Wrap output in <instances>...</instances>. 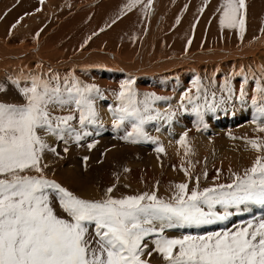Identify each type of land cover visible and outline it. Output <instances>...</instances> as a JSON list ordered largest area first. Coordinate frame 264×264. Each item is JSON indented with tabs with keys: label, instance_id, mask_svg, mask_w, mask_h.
Masks as SVG:
<instances>
[{
	"label": "snow or ice",
	"instance_id": "6c2138e0",
	"mask_svg": "<svg viewBox=\"0 0 264 264\" xmlns=\"http://www.w3.org/2000/svg\"><path fill=\"white\" fill-rule=\"evenodd\" d=\"M142 3L128 0L122 11ZM151 4L152 0H147L144 5L149 14ZM246 8V0H223L221 28L237 29L242 34ZM257 71L250 122L257 133H264V67ZM49 73H21L0 80V93L10 84L23 97L22 103L0 100V264H151L154 253L164 264H264V217H253L224 231L167 235L170 229H198L226 221L236 213L247 212L249 205L264 206V136L244 138L257 155L243 175L232 173L230 184L200 189L199 177H191L182 169L196 180V187L190 189L189 183L172 185V195L167 199L156 189L115 197V186L107 188L99 200L84 199L45 176L48 165L43 163L44 153H56V148L40 132L65 144H79L92 135L85 130L86 125L103 128L96 107L103 93L95 84H84L74 76L61 79L51 69ZM248 80L245 76L235 96L242 104ZM194 86L196 95L190 90L181 94L179 109L187 111V105H192L200 123L205 110L215 112L234 98L229 80L221 85L225 96L216 99L212 93L209 99L205 91L203 103H197L202 88L199 79ZM114 95L116 106H110L113 130L124 129L126 124L131 127L119 138L131 144L151 142L157 145V153H163V145L145 131V125L160 120L171 124L177 111L171 105L164 112L154 107L170 98L140 94L131 79L121 83ZM53 109L71 111L56 115ZM76 113L79 128L72 123ZM187 137L184 132L177 141L185 146V155L190 151ZM94 147L95 143L88 144L90 150ZM204 175L206 178L207 173ZM54 201L65 216L57 213ZM90 225H94L91 230Z\"/></svg>",
	"mask_w": 264,
	"mask_h": 264
},
{
	"label": "rangeland",
	"instance_id": "374dc122",
	"mask_svg": "<svg viewBox=\"0 0 264 264\" xmlns=\"http://www.w3.org/2000/svg\"><path fill=\"white\" fill-rule=\"evenodd\" d=\"M25 1H31V5L33 2V6L30 7V9L25 8L23 10V14L15 19L13 24L10 25L6 32L3 34V37L2 35L0 36V57H4V55L7 54H12L14 56L9 57L8 61H3L4 63L0 61L2 66L0 67V80H6L8 75L18 76L21 73L25 75L46 73L51 75V73H49V69H51L52 72L58 74L61 79H63L64 77L74 76L84 84H95L101 89L103 93V98H98L96 100V107L99 113L98 123L102 124L103 128L101 129L98 126L86 125L85 130L91 132L92 135L80 141L79 144L71 141H69L68 144H65L64 141L57 140L54 136H46L42 131L40 132V135L44 136L45 140L47 139V143L51 147L56 148V153H53L51 151H45L44 153L43 163L48 165V167L44 170V174L48 179L55 180L57 183L67 188L77 196L89 200H99L103 198L105 190L113 186L115 187L112 195L115 197H120L121 195H135L142 192H151L152 190L156 189L159 196L167 199L172 195V185L179 183H189L190 189L196 187V180L190 179L189 176H186L184 170L182 169H187L191 177L198 176L199 187L200 189H203L206 187H214L218 184H230L234 179L232 173L243 175L244 170L251 167L257 153L251 150L246 145L244 138L264 136V133H257L255 131V125L250 122L253 115V108L251 106V97L253 95L252 90H254L255 88V81L253 77L259 76V72L257 71V69L264 67V51L262 52V50L264 49V42H261L264 38V31H262V29H264V6L254 9L253 13L256 15L255 21H257L256 23L258 24V28L256 30L253 29L249 33V30H247V26H249V22L247 23L248 11H246L245 30L241 34L237 29H234L236 33L238 32L235 35L238 41L236 45H229V47L226 46V42H233L230 39L226 40V38L228 37L227 36L220 39L223 40L222 42H220L222 43V47L212 48L203 46L200 49H189L188 51L182 53L183 55L178 54L179 56L176 54L166 56L163 55L162 52L159 57H156L155 59H153V57H151L153 55L150 54L151 56L149 55V57L152 59L149 58V62H151V64H155L156 62L160 63L164 61H170L169 59H174V56H176L177 58L181 56L185 57V59L186 57L188 58L185 62H183L184 65L182 64L181 66V71L183 69L184 73L182 79L180 78L181 76H179V73L176 74V72L170 75H166V73H163V75H165V78L161 80L162 82H156L153 80V77L155 74H158L157 71L155 74L153 73L150 75L149 70V73L145 74L141 73L140 70L136 73H133L131 70L126 72V70L122 69H111V67L107 65H105L106 67H104V60L102 61V59H99V57L95 58L94 56H91L97 54L103 56V54L108 52H106V49L102 51L100 48H96V50L95 48L94 50H89L86 47L81 46V48H79L78 50L76 49L75 51L70 53L66 57V59H59L55 61H50L49 59L47 60L42 56L41 52L43 51L42 48L44 47V45L51 41L55 35H58V32L61 29L64 30L63 27L66 25V23L72 25L74 23V28H72L76 29V31L82 29L86 23L90 22L89 17L92 13L95 12L94 8L102 2H107V0H67L66 5L64 4L65 0H52L51 4H48V0H12L10 2L9 0H4V3L7 2V8H4V12L0 16V24L8 19V15L10 14V12L20 7V5H22ZM144 1L145 0H143V3L141 5H137L135 9L133 8L131 11H122L125 5L120 6L119 10H121V13H114L115 16H117L116 18L121 19L124 15H127V13L128 15H132V12H134V14H140L141 8H143L147 3V1ZM177 1L178 0H164V2L161 4L159 14H154L155 12L152 9L154 0H152V4L150 6V14L148 13L147 9H145L142 14V19L144 20L145 25L143 27L144 29L141 28L143 32L140 35L139 39L136 38V40L138 39V41H136L138 43L137 48L138 46H140L141 40L145 36L151 37V43L154 44L156 42V44L162 45V35H168L169 33H172L176 28L178 29L179 24L184 18L189 15V12L191 14V17H189V19H191V25L189 29H186L187 33H184V35L186 36H184V42L186 44V39L188 38V41L190 40L192 42V39L194 38L193 35L201 22L203 14L208 13L211 10L213 12H210L211 14L208 15L213 16L214 14L212 13H215L214 10L217 11V9L209 8L211 6H214L215 3H212L213 0H199L195 6H192L191 10H189L188 8V2H190V0H183L185 5L184 11L183 9L181 10V8H178L176 10L174 5ZM216 1L218 2V0ZM125 2H127V0ZM251 2L257 3L258 0H246V5L249 7V3ZM76 3H78V5ZM46 5L47 7L44 8ZM48 6L53 8L51 13L47 12V9L49 8ZM138 6L139 8L137 9ZM247 8L246 10H248ZM201 9H203V11H201ZM172 11L173 15H171ZM122 13L124 14L122 15ZM168 17L169 19L171 18L170 20L174 19L175 21L174 24L172 23L173 26L170 29L166 30L164 24L166 22V25L171 23V21L169 23ZM213 18L214 16L211 19ZM256 18L258 20H256ZM209 21L204 25V27L206 26L208 29H210V27L213 25L212 23L208 24ZM113 25L114 24H108L107 26L100 28L101 30H96L93 34V37L90 36V38H88V40L86 39V41L84 40V42L94 40L99 35L106 33L113 27ZM215 25L216 27H220L219 22H217ZM147 28H149L151 31ZM152 31L154 32V35L150 34V32ZM70 36L71 34L69 35V37ZM204 36L205 37L203 38V40L205 39L204 43H206L208 38L206 35ZM247 36L251 38L247 39ZM235 37H233L234 42L236 40ZM61 43L57 44V46L55 47L56 50L58 49V46H61ZM120 44L121 43H118L117 45L122 46ZM248 44H252V47L251 45L248 46ZM2 46H4L5 48ZM8 46L10 49L8 48ZM244 46L253 48H249L252 53L246 49V51L250 52V56L245 51V53L240 54V58L239 56H233V58L230 57L231 59L228 57L229 60H227L226 58L221 59L222 62H220V60H209L206 57H203V54L205 53L217 51L219 52V50L220 52H236L238 50L244 49ZM187 47L190 46L187 45ZM49 48H51V46H49ZM137 48L132 59L133 61L137 60L139 57V54H137ZM254 49H256L257 51ZM253 52H256V54H254ZM80 53L86 54L89 58H86L85 60L80 62H74V57L76 55L78 56V54ZM108 54L116 56L117 59L120 58V56L116 55V53ZM190 55H195L194 59L192 57H188ZM255 55L258 56V59ZM245 56L248 59H246ZM251 56L252 58H250ZM236 57H238V59L246 60H243L241 62V66L239 65L232 67L233 69L229 67H226L227 69H221L219 66H216L215 69L211 70L205 69L206 67H211L205 66L208 63H223V61L225 60L224 62L227 61L229 64V61H231L232 59H237ZM253 58L255 59L253 60ZM118 60V62L122 60L121 63L123 62V64L124 62H127V60L125 59ZM183 66L188 67L184 68ZM109 74H112L113 77ZM115 75L122 77L123 81H121L119 78L114 77ZM245 76H249V80L248 84L246 85V101L242 104L240 101L235 99V96L239 95L238 91H240V85L243 82ZM129 79L134 81V87L140 94L154 93L157 96L168 98L175 94L176 88L180 87H185L184 92L190 90V94L195 96L196 88L194 86V81L199 79L202 88L200 93L201 99L197 101V103H203L205 91H207L209 99H212V93H215L216 99L225 96L226 93L221 91V85H224L225 81L229 80L234 93V98L232 101L226 102L222 108L216 109L215 112H209L205 110L203 113V123H200L197 115L191 111L192 105H187V111L180 110L179 104L173 107L171 106L172 109L177 111V115L171 122V124L166 123L164 120H160L152 121L145 125V131L150 136L157 138L159 143L162 144L165 149L163 153H157L155 151L157 145L151 142L131 144L119 138L125 134V131H131L130 125L126 124L124 129L113 130V117L110 111V106H116L114 93L119 91L121 83ZM23 85L24 81H21V86ZM140 98H142V96ZM0 100L9 103H22L23 97L20 96L17 90L9 84L7 91L5 93H0ZM157 103L154 105V107L156 109H159L161 112H164V110L168 109V107L167 109H161L157 105ZM70 111V109H53V112L56 115H67ZM75 115L77 119L73 120L72 123L74 127L79 128V113H76ZM106 116L110 117L109 122L106 121ZM205 125L207 127H205ZM157 128H159V131H157ZM181 131L183 133H188L187 145L190 148V151L187 155H185V146L177 143L180 135L182 134ZM201 135L204 137H207L208 135L209 138L207 143H203V141H205L206 139L204 140V137H202ZM233 137H235V139ZM89 143H95V147L91 150L88 148ZM65 147L68 148L67 152L64 151ZM84 157H87L88 159L85 160ZM125 169H128L129 171L126 172ZM150 169L154 171H151ZM217 170H219V175ZM204 173H207L206 178ZM54 207L56 208L59 215H66L59 208L58 202L54 201ZM248 208L249 210L247 212L242 211L236 213L226 221H218L211 225L201 226L198 229H170L167 230V235L171 234L170 236H180L187 233L206 234L207 232L224 231L233 228L235 225L242 223L243 221L252 219L253 216L256 218L264 217V206L249 205ZM217 210L219 211V206H217ZM89 227L91 230L94 225H90ZM150 261L151 264H164L163 259L155 253L150 258Z\"/></svg>",
	"mask_w": 264,
	"mask_h": 264
},
{
	"label": "bare ground",
	"instance_id": "6f19581e",
	"mask_svg": "<svg viewBox=\"0 0 264 264\" xmlns=\"http://www.w3.org/2000/svg\"><path fill=\"white\" fill-rule=\"evenodd\" d=\"M12 1V0H9V2ZM21 1V0H20ZM35 1H38V0H35ZM46 1V0H45ZM48 4H51V1L52 0H48ZM84 1V0H83ZM126 0H107V2H102L101 4H99L98 6H96L94 9H95V12L92 13L89 17L90 19V22L88 23H84L85 26L80 29V30H77L76 29H73V25L72 24H69V23H66V25L63 27L64 30H60L58 32V35H55L54 38L49 41L46 45H44V47L42 48V56L45 57L47 60L49 59L50 61H55V60H59V59H66V57L72 53L73 51H75L76 49L78 50L79 48H81V46L83 47H86L87 49H93L95 48H100L101 51L102 50H105L106 49V52L105 54H103V56H100V55H91V56H94L95 58L99 57V59H102L103 63H104V67H106L105 65L111 67L112 68H116V69H122V70H126V72H128L129 70H131L133 73H136L140 70L141 73H149L150 75L151 74H155L156 71L158 72V74H155L154 77H153V80L154 81H159V82H162L161 80H163L165 78V75H163V73H166V75H170V74H174L176 72V74L179 73V76H181L180 78L182 79L183 76H184V73H183V69L181 71V66L182 64L184 65L183 62L186 61V59H188L186 57H179L177 58L176 56H174L175 58L177 59H169L170 61H164V62H160V63H155V64H151V62H149L150 58L149 55L152 54L153 56V59H155L156 57L158 58L159 55L163 52V55H166V56H169V55H172V54H182L186 51H188L189 49L190 50H195V49H200L201 47H222V42L223 40H220L224 37H227L226 40H232L233 42L229 43V42H226V46L229 47V45H236L238 43L235 35L238 33H236V31L234 29H228V28H221L220 27H216V23L219 22V19H220V11L219 9H221V6L223 4V0H218V2L216 0H213L212 3L214 2V6H211L209 7L210 9H217L214 10L215 13H212L214 14V18L211 19L213 16L211 15H208V14H211L210 12H213L210 10V12L208 13H204L202 18H201V22L200 24L198 25L197 29L195 30V33L193 35V41L191 42L190 40V43L187 40V43L185 44V40H184V33L186 32V29L190 27V20L189 17H191V14L189 12V15L184 18L181 23L179 24L178 26V29L176 28L175 30H173L172 33H169L168 35H162V38H161V44H156V42L153 44L151 43L152 40H151V37L149 36H145L144 38H142L141 40V43H140V46H138L137 48V42L140 35L142 34V29L144 27V20L142 19V14L145 10V7L141 8V13L140 14H134V12H132V15H124L121 19H117L115 16L114 13L118 14L119 12L121 13V10H119L120 6L122 5H126L127 2H125ZM147 0H145L144 2H146ZM171 1V0H170ZM188 1V0H187ZM199 0H190L189 3V10H191L192 6H195L196 3H198ZM201 1V0H200ZM31 1H25L22 5H20V7L14 9L12 12H10V14L8 15V19L6 21H4L2 24H0V36L2 35L3 37V34L6 32V30L9 28L10 25L13 24V22L15 21V19L19 16H21L23 14V10L25 8H29L33 6V2H32V5L30 4ZM55 2V1H54ZM82 2V1H81ZM80 2V3H81ZM164 2V0H154V4H153V11L155 12L154 14H159V11L161 9V4ZM6 3H4V0H0V16L3 14L4 12V8L6 9ZM47 3V2H46ZM56 3V2H55ZM54 3V4H55ZM67 3V0H65L64 4L66 5ZM175 3V2H174ZM202 3V2H201ZM63 4V5H64ZM78 5V3H76ZM82 4V3H81ZM83 4H86V3H83ZM147 4V3H146ZM169 4V3H168ZM62 5V7H63ZM88 5V4H87ZM141 5V4H140ZM167 5V4H165ZM205 5V4H204ZM211 5V4H210ZM81 6V5H80ZM85 6V5H84ZM175 8L176 10L178 8H181V10L183 9V11L185 10V5H184V1L183 0H178L176 3H175ZM264 6V0H258L257 3L255 2H251L249 3V7L247 8L248 10V16H247V23L249 22V26H247V30L248 33L251 32L253 29L256 30L258 28V24L256 23L257 21H255V14L253 13L254 12V9L256 8H261ZM47 5L44 7L46 8ZM49 8L47 9V12H52L53 8L48 6ZM58 7V6H57ZM125 7V6H124ZM163 7V6H162ZM69 8V7H68ZM139 8V6L137 7V9ZM208 8V9H209ZM71 9V8H70ZM81 9V8H80ZM79 9V10H80ZM135 9V8H134ZM136 9V10H137ZM167 9V8H166ZM165 9V10H166ZM118 10V11H117ZM163 10V9H162ZM170 10V9H169ZM260 10V9H259ZM147 11V10H146ZM258 11V10H257ZM56 12V11H55ZM86 12V11H85ZM167 12V11H166ZM196 12V11H195ZM87 13V12H86ZM119 13V14H120ZM146 13V12H145ZM84 14V13H82ZM90 14V13H89ZM124 13H122L123 15ZM264 14V13H263ZM171 15H173V11L171 12ZM58 16V15H57ZM60 16V15H59ZM46 17V16H45ZM77 17V16H76ZM79 17V16H78ZM85 17V15H84ZM161 17V16H160ZM197 17V16H196ZM259 17V16H258ZM61 18V17H60ZM147 18V17H146ZM163 18V17H162ZM167 18V17H166ZM260 18V17H259ZM86 19V18H85ZM115 19V20H114ZM169 19V17H168ZM167 19V20H168ZM171 19V18H170ZM169 19V23L171 21L170 24L166 25V23L164 24L165 25V29L168 30L170 29L173 24H174V19L170 20ZM61 20V19H60ZM59 20V21H60ZM84 20V19H83ZM210 20V21H209ZM256 20H258L256 18ZM70 21V20H69ZM113 21H115L113 23ZM163 21V20H162ZM194 21V20H193ZM209 21L208 24H213L210 29H208L206 26L204 27V25ZM82 22V21H81ZM199 22V21H198ZM50 23V22H49ZM72 23V22H71ZM83 23V22H82ZM173 23V24H172ZM80 24V23H79ZM110 25V24H114L113 27L108 30L106 33H103L101 35H99L97 38H95L94 40H89V42H84V40L86 41V39L88 40V38L93 37V34L96 30L102 28V27H105L107 25ZM161 24V23H160ZM50 25V24H49ZM48 25V26H49ZM83 25V24H81ZM159 25V24H158ZM53 26V25H52ZM80 26V25H79ZM73 27V28H72ZM151 27V26H150ZM152 28V27H151ZM154 28V27H153ZM144 29V28H143ZM149 29V28H147ZM101 30V29H100ZM150 30V29H149ZM23 31V30H22ZM25 31V30H24ZM151 31V30H150ZM194 31V30H193ZM47 33V32H46ZM154 32H150L151 35H154L153 34ZM187 33V32H186ZM189 33V32H188ZM71 34V36L69 37V35ZM149 34V33H148ZM46 35V34H45ZM44 35V36H45ZM204 35L207 36V42L204 43V40L203 38L205 37ZM186 37V36H185ZM235 37V42H234V38ZM62 38V39H61ZM68 38V39H67ZM136 38H138L136 40ZM192 38V37H191ZM250 39L251 37L247 36V39ZM32 39V38H31ZM29 39V40H31ZM262 39V38H261ZM255 40V39H254ZM62 41V43H61ZM35 42V41H34ZM33 42V43H34ZM84 42V43H83ZM136 42V43H135ZM261 42H264V38L262 39ZM61 43V46H58V49L56 50L55 47L57 46V44H60ZM118 43H121L120 45L122 46H119L117 45ZM253 43V42H252ZM103 44V45H101ZM257 44V43H256ZM11 45V44H10ZM26 45H27V42H26ZM154 45V46H153ZM187 45H189L190 47H187ZM244 45V44H243ZM242 45V46H243ZM247 45V44H245ZM251 45L252 47V44H248V46ZM259 45V44H258ZM49 46H51V48H49ZM261 46V45H260ZM263 46V45H262ZM4 47V46H2ZM237 47V46H236ZM239 47V46H238ZM249 47L250 49H253ZM5 48V47H4ZM9 48V46H8ZM39 48V47H38ZM41 48V46H40ZM136 48L138 49V53L139 54V57L137 60H132L133 57H134V54H135V51H136ZM248 47H245L244 46V49L242 50H238L236 52H208V53H205L203 54L204 56L203 57H206L207 59L209 60H212V59H215L217 61L221 59H227L229 60L230 57L233 58V56H239V58L241 57L240 54L242 53H245L246 49L250 51ZM263 48V47H262ZM1 49V48H0ZM10 49V48H9ZM32 49V48H31ZM99 49V50H100ZM205 49V48H204ZM227 49V48H226ZM234 49V48H233ZM257 49V48H256ZM254 49V50H256ZM47 50V51H46ZM98 50V49H97ZM209 50V49H208ZM214 50V49H213ZM212 50V51H213ZM223 50V49H221ZM261 50V48H260ZM7 51V50H5ZM227 51V50H226ZM229 51H230V48H229ZM232 51V50H231ZM257 51V50H256ZM264 51V49L262 50V52ZM4 52V51H3ZM198 52V51H197ZM201 52V51H200ZM203 52V51H202ZM248 54L251 52H248L246 51ZM108 53H116V55H119L120 58L118 59H125L127 60V62H123L121 63L122 60H120V62H118L119 60L116 58V56L114 55H109ZM252 53V52H251ZM254 53V52H253ZM198 54V53H197ZM246 54V55H248ZM256 54V52L254 53ZM183 55V54H182ZM187 55V54H186ZM251 54H249L250 56ZM2 56V55H1ZM179 56V55H178ZM194 56L195 55H190L188 57H192L194 59ZM254 56V55H252ZM252 56L250 58H252ZM257 56V55H255ZM9 57H14L12 54H7V55H4V57H0V61L3 62V61H8V58ZM201 57V56H200ZM229 57V58H228ZM5 58V59H4ZM86 58H89L87 57L86 54H83V53H80L78 54V56L76 55L74 57V62H80V61H83L85 60ZM136 58V57H135ZM150 58V59H149ZM202 58V57H201ZM205 58V60H206ZM237 59H232L231 61H229V64L228 62H224L223 63H212V64H206L205 66H211V67H206L205 69L206 70H211V69H215L216 66L220 67L221 69L222 68H226V67H229V68H232L234 66H241L242 65V61L243 60H246L248 59L246 56L245 58L246 59H238V57H236ZM256 58V57H255ZM253 58V60L255 59ZM196 59V58H195ZM200 59V58H199ZM204 59V58H203ZM201 59V60H203ZM231 59V58H230ZM257 59H258V56H257ZM261 59V58H260ZM16 60V59H15ZM197 60V59H196ZM195 60V61H196ZM204 60V61H205ZM208 60V61H209ZM250 60V59H249ZM28 61V60H27ZM90 61V60H89ZM92 61V60H91ZM192 61V60H191ZM207 62V60H206ZM4 63V62H3ZM201 63V62H200ZM245 63V62H244ZM254 63V62H253ZM32 64V63H30ZM193 64V63H192ZM196 64V63H195ZM198 64V63H197ZM3 65V64H2ZM5 65V64H4ZM186 65V64H185ZM203 65V64H202ZM244 65V64H243ZM199 66V65H198ZM203 66V67H205ZM246 66V64H245ZM0 67L1 66V63H0ZM28 67V65H27ZM180 67V68H179ZM184 68L185 67H188V66H183ZM108 68V67H107ZM227 69V68H226ZM233 69V68H232ZM149 70V72H148ZM225 71V70H224ZM233 71V70H232ZM237 71V70H236ZM235 71V72H236ZM209 73V72H208ZM95 74V73H94ZM192 74V73H191ZM226 74V73H225ZM230 74V73H229ZM110 76H112V74H109ZM140 75V74H139ZM113 77V76H112ZM116 78H119L121 81H123L122 77H119V76H114ZM169 77V76H168ZM126 79V78H125ZM155 82V83H156ZM168 82V81H167ZM147 84V83H146ZM163 86V85H162ZM191 87V86H190ZM237 87V86H236ZM153 88V87H152ZM165 88V87H164ZM172 88V87H171ZM170 88V89H171ZM176 88V87H175ZM184 88L185 87H180V88H176L175 89V94L172 95L170 97V100L168 101H161L159 103H157V105L161 108V109H167V107L169 108V105H171L172 107L173 106H176L179 104L180 102V96L181 94L184 93ZM177 90V91H176ZM186 90V89H185ZM253 91V90H252ZM239 92V91H238ZM173 93V91H172ZM100 105V104H99ZM107 106V105H106ZM158 107V108H159ZM166 111V110H164ZM239 112V111H238ZM240 113V112H239ZM180 114V113H179ZM178 117V116H177ZM107 118V122L110 121V117L109 116H106ZM187 118V117H186ZM178 119V118H177ZM227 123V122H226ZM245 124V123H244ZM250 124V123H249ZM176 126V125H175ZM166 130V129H165ZM200 130V129H199ZM203 130V129H202ZM219 130V129H217ZM234 131V130H233ZM167 132V131H166ZM182 132V131H181ZM209 133V132H208ZM249 133V132H248ZM183 134V132H182ZM210 134V133H209ZM252 135V134H251ZM199 136V135H198ZM202 136V135H201ZM200 136V137H201ZM157 137V136H156ZM164 137V136H163ZM199 137V138H200ZM204 137V136H202ZM208 135L207 137H204V140L203 143H207L208 142ZM189 139V138H188ZM47 140V139H46ZM202 140V139H201ZM53 144V143H52ZM175 146V145H174ZM71 147V146H70ZM227 149V148H226ZM244 155V154H243ZM96 157V156H95ZM47 159V158H46ZM173 159V158H172ZM167 161V160H166ZM70 164V163H69ZM128 164V163H127ZM66 165V164H65ZM72 168V166H71ZM151 168V167H150ZM151 170V169H150ZM58 171V170H57ZM65 171V170H64ZM151 171H154V170H151ZM61 173V172H60ZM59 173V174H60ZM70 173V172H69ZM72 173V172H71ZM130 173V172H129ZM125 175V174H124ZM57 176V175H56ZM62 176V175H61ZM67 176V175H66ZM69 176V175H68ZM63 177V176H62ZM125 177V176H124ZM129 178V177H128ZM130 179V178H129ZM135 179V178H134ZM129 181V180H128ZM127 181V182H128ZM130 182V181H129ZM123 187V186H122ZM131 189V188H130ZM94 192V191H93ZM119 192V190H118ZM124 193V192H123ZM125 194V193H124ZM264 214V213H263ZM254 217V216H253ZM186 231V230H185ZM171 235V234H170ZM169 235V236H170ZM174 235V234H173ZM152 261V260H151Z\"/></svg>",
	"mask_w": 264,
	"mask_h": 264
}]
</instances>
